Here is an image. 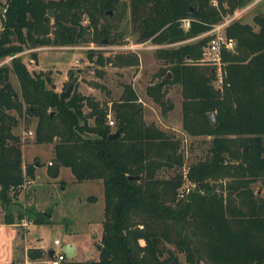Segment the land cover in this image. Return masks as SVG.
Instances as JSON below:
<instances>
[{
  "label": "trees",
  "instance_id": "16d2710c",
  "mask_svg": "<svg viewBox=\"0 0 264 264\" xmlns=\"http://www.w3.org/2000/svg\"><path fill=\"white\" fill-rule=\"evenodd\" d=\"M119 2L6 0L0 13V62L9 58L0 64L5 223H14L7 212L12 197L35 178V162L23 163L22 142L13 132L27 117L28 122L35 119L34 142L52 144L50 177L66 167L77 182L100 180L103 185L99 258L62 264H178L175 251L184 254L186 264H264V11L252 17L254 25L238 19L225 26L235 46L222 52L217 87V69L201 61L208 37L199 35L249 0H215L216 5L212 0H128L135 42L159 45L154 56L165 65L158 80L146 86V95L166 115L172 103L164 86L177 85L184 134L199 141L209 137L203 157L184 165L182 139L144 119L130 83L122 85L116 99L104 102L80 93L70 72L74 88L60 100L50 72L30 71L22 60L25 50L41 46L125 43L123 30H113L109 22ZM183 18L193 19L187 30ZM106 61L101 52L94 60L99 67ZM112 61L120 68L139 64L133 52L117 53ZM96 72L104 75L99 68ZM109 109L114 128L106 121ZM212 111L216 126L207 117ZM116 130L119 134L109 139ZM184 177L196 186L178 198ZM30 212L34 223H49V215ZM27 256L50 259L53 253L29 248Z\"/></svg>",
  "mask_w": 264,
  "mask_h": 264
},
{
  "label": "rangeland",
  "instance_id": "374dc122",
  "mask_svg": "<svg viewBox=\"0 0 264 264\" xmlns=\"http://www.w3.org/2000/svg\"><path fill=\"white\" fill-rule=\"evenodd\" d=\"M0 13L4 9L6 0H0ZM264 11V3L256 4L241 14L239 19L242 22L253 24L252 17L256 13ZM113 30L121 31L126 34L125 42L135 43L136 34L131 30L129 21L128 0H120L117 8L112 13V19L109 20ZM257 27L254 26L256 30ZM1 30V22H0ZM196 39V38H195ZM191 39L190 41H194ZM121 45V44H120ZM147 46L155 44L147 43ZM178 45V44H177ZM119 45H96L95 43L76 44L72 46H41L34 49L25 50L22 53V60L30 71L50 72L51 78L58 93L66 90L67 85L72 78L69 73L72 72L77 79V90L84 95H91L99 101H108L116 99L120 94L122 85L125 83L134 84L135 88L144 93L146 86L155 83L159 78V70L165 65L154 56V48H144L138 50L139 66L135 67H116L112 63V57L120 52H128L123 49L110 48ZM176 46V45H174ZM31 52L36 55L33 57ZM107 57L104 66L99 67L94 60L98 53ZM6 59L1 63L7 62ZM203 62V61H202ZM206 63V62H203ZM208 64V63H206ZM104 71L103 76H99L96 70ZM216 69V68H215ZM217 79L213 82L219 87V72L216 70ZM10 82L15 90H19L18 82L14 74H10ZM93 83L101 84L104 88H95ZM75 82L73 83L74 88ZM133 87V86H132ZM72 88V90H73ZM168 94V100L172 103L170 115L172 123L178 131H172L178 134L182 139V145L185 149L184 165L193 160L202 158L207 149L206 137L199 141L189 136L185 137L180 133L178 126L181 118V95L179 87H171ZM72 92V91H71ZM71 94V93H70ZM69 94V95H70ZM144 97V95H143ZM146 108L151 111L153 107L163 120L161 108L151 99L144 98ZM114 128V125H112ZM35 119L28 122L20 118L13 132L21 139L24 158H30L37 155L31 160L32 162L40 161L38 167L39 178L30 179L22 190L21 199L12 197L11 204L7 207L14 217V224L19 229V236L15 246L16 261H24L22 254L27 246H44L47 249H54L56 252L60 245H56L54 240L57 239L62 243L72 241L77 247V254L74 260L86 261L96 260L99 258L98 245L102 235V218H103V194L100 186L90 181L77 182L68 168L61 173V179H52L46 169V162L50 158L52 144L34 143V135L25 136L23 132L34 130ZM203 139V138H200ZM194 145L190 147V143ZM36 168V167H35ZM46 169V171H45ZM35 175V169H34ZM49 176V178H48ZM33 183L31 184V182ZM63 187V188H62ZM260 185L254 184V189L259 191ZM99 197L94 202L93 199ZM2 208V207H1ZM0 208V263L11 264L13 262V240L17 238L18 229L4 225L5 209ZM31 210L44 213L48 216L49 223H34V215ZM26 237L27 242H26ZM178 264H186L183 253L175 251ZM48 264L46 257L36 259L32 264ZM202 264V263H201Z\"/></svg>",
  "mask_w": 264,
  "mask_h": 264
},
{
  "label": "built area",
  "instance_id": "2783aa9c",
  "mask_svg": "<svg viewBox=\"0 0 264 264\" xmlns=\"http://www.w3.org/2000/svg\"><path fill=\"white\" fill-rule=\"evenodd\" d=\"M264 0H249V3L246 5L236 8L231 14H226L222 17V20L216 23H211L209 26V29L202 33L199 36H207V42L205 46L203 47L202 51V58L201 61L206 62L210 64L211 66H214L216 69H218L219 76L221 78L222 73V52L223 50L226 51H232L235 46L234 39L228 37L225 35L224 28L227 26L230 22L234 20H238L242 13L247 11L249 8L254 7L256 4L263 3ZM212 3L216 5L217 3L215 0H212ZM192 18H183L181 19V26L184 30H187L190 27V24L192 22ZM149 43L146 42H135V43H129L125 42L119 46H111L110 48L114 49H123L127 50L128 52H133L138 55V50L144 49V48H158L159 45H152L147 46L146 44ZM219 78V80H220ZM106 121L107 124L112 126L114 125L113 120V114L112 111L109 109L106 114ZM23 135L25 136H32L34 135L33 130H28L23 132ZM51 164V162L49 163ZM27 181L26 183H28ZM24 183L23 189L26 185ZM196 184L190 180H188L186 177H184V181L181 185V187L178 190L177 197L178 198H184L191 190L195 188ZM54 243L56 245L60 244L59 240H54ZM67 257L61 252L58 251L57 253L53 254V257L47 260L48 264H62Z\"/></svg>",
  "mask_w": 264,
  "mask_h": 264
},
{
  "label": "crops",
  "instance_id": "0c3cea01",
  "mask_svg": "<svg viewBox=\"0 0 264 264\" xmlns=\"http://www.w3.org/2000/svg\"><path fill=\"white\" fill-rule=\"evenodd\" d=\"M138 66H139V64H138ZM138 66H134L135 68H138ZM17 80V79H16ZM130 83V82H129ZM126 84V83H125ZM128 84V83H127ZM131 84V83H130ZM132 88L134 89V91L136 92V94H137V96H138V101L139 102H141L142 103V105H143V108H144V112H143V117H144V119L146 120V121H148V122H154V123H156L157 124V126L159 127V128H161L162 130H164V131H169V132H172V131H178V129H176L175 128V125L172 123V119H171V115H170V110L167 112V114L166 115H164L163 116V120H161L160 119V117H159V114L156 112V110L153 108V107H151V106H149L150 107V109H151V111L150 110H148L147 108H146V104H145V101H144V98H147V99H151V98H149L147 95H146V93H145V90H144V93L141 95V93L138 91V89H136L135 88V86H134V84H132ZM175 86H177V85H175ZM171 87H174V84H172V85H170V84H168V85H166V86H164V89H165V91H166V96L167 97H169V93L171 92ZM18 88H19V84H18ZM146 89V88H145ZM57 92H58V90L57 89H55ZM122 90V89H121ZM121 92V91H120ZM143 95H144V97H143ZM181 95V94H180ZM152 100V99H151ZM180 108H181V105H180ZM178 126L180 127V133H182V135L185 137V134H184V132H183V130H182V128H181V118H180V121H179V124H178ZM176 135H178V134H176ZM179 136V135H178ZM35 143V142H34ZM24 144H22V146H23ZM50 149L52 150V146L50 147ZM34 157H38L37 155H32L30 158H24V154H23V149H22V160H23V163L24 164H26V163H31V160L34 158ZM52 157H53V150H52V153H51V156H50V158L47 160V162H46V169H47V165H49V163H50V161H51V159H52ZM39 162V164H41V162L40 161H38ZM36 167V166H35ZM38 167L39 166H37L36 168H35V178H39V176H38ZM66 167H61L60 168V170H59V173H58V176L57 177H51L52 179H54V180H58V179H61V173H62V171L65 169ZM46 169H45V171H46ZM69 169V168H68ZM71 172V171H70ZM48 178H49V176H48ZM88 181H90V182H92V183H95L96 185H98V186H100L101 187V189H102V194H103V185H102V182L100 181V180H88ZM33 183V181L31 182V184ZM63 188V187H62ZM21 194H22V192L17 196V198L19 199L18 201H20V199H21ZM95 198L93 199V201L94 202H96V201H98L99 200V197H96L95 195H93ZM103 202H104V200H103ZM0 208H1V205H0ZM2 209V208H1ZM103 209H104V206H103ZM2 224H4V225H8V226H11V227H14V228H16V229H18L17 228V225L16 224H7V223H2ZM18 235H17V238H15L14 240H13V257H14V259H13V262L11 263V264H32L33 262H34V260H29V258H28V256H27V250L29 249V248H41L43 251H45V252H48L49 254H54V253H57L58 251H61V249L64 247V245L65 244H67V243H69V244H71L73 247H74V252H75V255H74V257L72 258L73 260H74V258H75V256H76V254H77V247H76V245L72 242V241H67L66 243H62L61 244V242H60V246H59V249H58V251L56 252L54 249H47L46 247H44V246H37V245H33V246H26L25 247V252L21 255L22 256V258L24 259V261H21V262H17L15 259H16V257H17V254H16V249H15V246H16V243H17V239H18V236H19V229H18ZM27 237H26V242H27ZM56 240V239H55ZM51 252V253H50ZM63 253V252H62ZM64 254V253H63ZM65 255V254H64ZM66 256V255H65ZM48 260V258H46V261ZM0 264H2V263H0ZM41 264H43V262L41 263Z\"/></svg>",
  "mask_w": 264,
  "mask_h": 264
},
{
  "label": "water",
  "instance_id": "95a60500",
  "mask_svg": "<svg viewBox=\"0 0 264 264\" xmlns=\"http://www.w3.org/2000/svg\"><path fill=\"white\" fill-rule=\"evenodd\" d=\"M48 15L52 16L53 15V10H49L48 11ZM104 43H106V40L104 41ZM169 77H170V73H167V75L165 77H163L162 80L163 81L167 80ZM73 83H74V80L70 81L69 84L66 87V90H64V91L59 93L60 100H64L65 98H67L69 96V94L71 93L72 88H73ZM87 115L88 114H86V116ZM207 117H208L210 123L212 125L216 126L217 119L215 117V112H213V111L209 112L207 114ZM119 132H120V130H116L115 132L111 133L108 138L112 139V138L116 137L119 134ZM35 166L36 167L39 166V162H35ZM100 248H101V245H98V249H100ZM61 252H63L66 255L67 259H69V260H71L74 257V255H75L74 247L71 244H69V243L64 245V247L61 249Z\"/></svg>",
  "mask_w": 264,
  "mask_h": 264
}]
</instances>
